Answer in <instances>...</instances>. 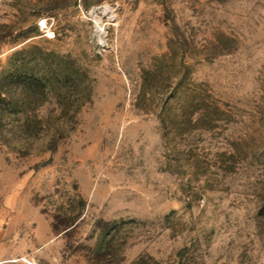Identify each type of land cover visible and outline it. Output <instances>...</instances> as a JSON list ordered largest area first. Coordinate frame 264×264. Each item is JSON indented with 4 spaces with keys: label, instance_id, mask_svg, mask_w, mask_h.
I'll use <instances>...</instances> for the list:
<instances>
[{
    "label": "rangeland",
    "instance_id": "374dc122",
    "mask_svg": "<svg viewBox=\"0 0 264 264\" xmlns=\"http://www.w3.org/2000/svg\"><path fill=\"white\" fill-rule=\"evenodd\" d=\"M0 84V264H264V0H0Z\"/></svg>",
    "mask_w": 264,
    "mask_h": 264
},
{
    "label": "trees",
    "instance_id": "16d2710c",
    "mask_svg": "<svg viewBox=\"0 0 264 264\" xmlns=\"http://www.w3.org/2000/svg\"><path fill=\"white\" fill-rule=\"evenodd\" d=\"M20 82L23 83V87L24 88H28L29 90L33 91V94L35 95H40V96H45V90H46V85L43 82L42 78L38 77V76H31L29 78L24 79V81ZM6 84H0V101L2 102L3 100H5L2 97V94L4 93V87ZM18 113H24L25 114V119L18 120V126L16 127L18 129V131L20 132H24L26 135L27 134H31L30 132V126L31 123L33 121H37V115L35 114V109L33 110H22V111H18ZM2 114V112H1ZM39 121V120H38ZM3 130H5V125L2 123V116L0 115V136L3 134L1 133ZM136 264H150L146 261H144L143 259H140ZM152 264H159L157 262H153Z\"/></svg>",
    "mask_w": 264,
    "mask_h": 264
}]
</instances>
